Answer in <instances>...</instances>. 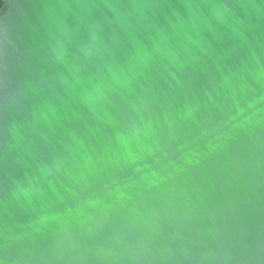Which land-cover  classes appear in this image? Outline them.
Wrapping results in <instances>:
<instances>
[{
	"label": "clouds",
	"instance_id": "obj_1",
	"mask_svg": "<svg viewBox=\"0 0 264 264\" xmlns=\"http://www.w3.org/2000/svg\"><path fill=\"white\" fill-rule=\"evenodd\" d=\"M181 3L187 15L169 0H40L35 46L6 109L7 147L31 164L21 157L28 170L0 198V264H19L7 250L26 243L70 236L91 248V234L122 226L163 239L198 206L195 175L240 165L264 174V0ZM231 43L216 84L234 111L206 128L211 93L199 106L170 98L194 64L219 59L217 48ZM28 132L48 141L46 156Z\"/></svg>",
	"mask_w": 264,
	"mask_h": 264
},
{
	"label": "water",
	"instance_id": "obj_2",
	"mask_svg": "<svg viewBox=\"0 0 264 264\" xmlns=\"http://www.w3.org/2000/svg\"><path fill=\"white\" fill-rule=\"evenodd\" d=\"M39 2L12 0L0 17V198L13 187L12 178L22 177L28 170L19 163L21 157L31 164L24 153L7 147L12 137L7 130L6 109L18 93L20 66L27 63L28 50L35 46ZM169 3L172 11L187 15L181 0ZM237 12L243 15L239 7ZM235 49V43L221 44L217 48L219 59L194 64L182 76L183 87H177L170 98L171 103H179L188 97L199 106L211 93L215 105L201 108V123L206 128L222 123L234 111L231 97L219 93L216 76ZM39 131L48 135L46 127ZM189 131L195 134L197 130ZM28 138L35 141L32 150L38 156L47 155L50 145L43 136L28 132ZM237 151L244 155L242 149ZM249 166L254 168L251 160ZM194 179L204 189L198 206L185 210L163 239L142 238L136 229L122 226L99 237L91 234V248H81L70 236H61L51 243L41 241L35 247L26 243L7 251L18 257L19 264H264V174L240 165L239 169L217 170L206 177L197 174ZM5 254L6 250L0 248V259Z\"/></svg>",
	"mask_w": 264,
	"mask_h": 264
},
{
	"label": "built area",
	"instance_id": "obj_3",
	"mask_svg": "<svg viewBox=\"0 0 264 264\" xmlns=\"http://www.w3.org/2000/svg\"><path fill=\"white\" fill-rule=\"evenodd\" d=\"M12 0H0V17H2L10 6Z\"/></svg>",
	"mask_w": 264,
	"mask_h": 264
}]
</instances>
